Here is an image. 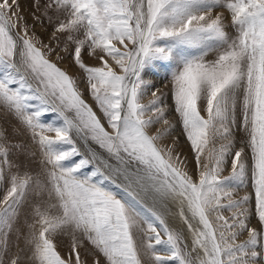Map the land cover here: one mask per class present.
I'll use <instances>...</instances> for the list:
<instances>
[{
	"label": "snow or ice",
	"instance_id": "6c2138e0",
	"mask_svg": "<svg viewBox=\"0 0 264 264\" xmlns=\"http://www.w3.org/2000/svg\"><path fill=\"white\" fill-rule=\"evenodd\" d=\"M32 9L29 23L20 0H0V106L17 122L0 125V264H264V0ZM14 228L26 261L9 254Z\"/></svg>",
	"mask_w": 264,
	"mask_h": 264
},
{
	"label": "rangeland",
	"instance_id": "374dc122",
	"mask_svg": "<svg viewBox=\"0 0 264 264\" xmlns=\"http://www.w3.org/2000/svg\"><path fill=\"white\" fill-rule=\"evenodd\" d=\"M224 2H225V0H221V3H224ZM20 5H21V8L24 10L23 14L28 19V22L32 23V18H31L30 14H29L33 10L32 9V0H20ZM216 14H222L224 16V18H225L224 22H225L226 31H228V33L230 35H235V29L231 26V23H230L231 14L224 8H216V9H214L213 10V15H216ZM37 15H39V13H37ZM35 31L45 42H48V39H49V37L51 35L52 26L50 24H48V22L45 20L44 26L41 27L39 24H37L36 27H35ZM213 56H214V53H210L209 56H208V59H212ZM83 58H84L85 63L89 64L90 66H98V64H99V62L94 57H90L88 55L87 51H85L83 53ZM51 59L55 60V56H52ZM59 66L61 68H63V69H66L69 72V74H71L73 76H76L78 78L83 77L82 71L72 62L71 58H66L63 62H60ZM151 78L155 79V82H156L157 86H160V81L158 79H156L155 77H151ZM15 86L16 85H13V87H15ZM81 87L83 88L84 85L82 84ZM169 87H170V85H169ZM84 98H85V100H87V102L89 104H92L93 108L95 109V104L92 101L91 97L87 94L86 90H85ZM150 99H151V94L149 92L148 94L145 95V97L143 98L142 102L143 103H147ZM167 103L171 104L170 99L167 101ZM169 118L176 119L173 116V114H171V113L169 114ZM238 118H239V113H238ZM16 123L17 122H16L14 116L11 113L7 112V110L3 106H0V125L9 127V130L11 131V127L10 126L11 125H15ZM158 127H161V125H156L152 129V131L154 132L155 128H158ZM173 135L174 136L175 135H179L180 136V148H179V151H181L183 153V155L188 156L189 161H190V167H194V163L191 162V155L192 154H191L190 148H189L187 142L185 141L183 135L180 134V125L178 123V120H177L176 131L174 132ZM241 135H242V133H238L237 134V139H239ZM170 141H171V137H168V138H165V140H163L160 143L167 145V144L170 143ZM77 144L80 147L81 151L86 153L85 148H83V145L80 144L78 142V140H77ZM101 154H104V153L101 152ZM229 167H230V165H229ZM227 174L228 173L226 171L225 175H227ZM251 191H252V189H251V186H250V183H249L248 187H241V188L237 189V194L239 196H242L245 193H249ZM3 194H4V189L0 188V199L3 198ZM25 211H26V209H22V211H21V220H20L21 224L23 223V216H24V212ZM172 211H175V209H172ZM225 215H230V213L225 212ZM167 219H168L170 225H172L174 227L180 226V221H179V219L177 217L169 215V216H167ZM253 225H255V220H253ZM17 226H19V225H17ZM59 239L61 241V244H60V247H59V251L62 254H64L65 252H67V245L69 244V238L67 236H63V237H60ZM245 239H247V233H244L240 237V240H245ZM19 249H24V251L20 252V255L26 261L27 255L29 254L28 249L25 247V244H24V241H23L22 238L19 241H17L16 231H15V228H14L13 233L10 234V237H9V254L16 253ZM86 259L88 260V264H92V257L89 256Z\"/></svg>",
	"mask_w": 264,
	"mask_h": 264
},
{
	"label": "bare ground",
	"instance_id": "6f19581e",
	"mask_svg": "<svg viewBox=\"0 0 264 264\" xmlns=\"http://www.w3.org/2000/svg\"><path fill=\"white\" fill-rule=\"evenodd\" d=\"M78 142L80 143V144H82L83 145V143L78 139ZM90 143V146L93 148V149H95L98 153H101V152H103L101 149H99V147L98 146H96L95 144H93V143H91V142H89ZM83 148H84V145H83ZM86 150V149H85ZM146 203H148V205H152V201L151 200H146Z\"/></svg>",
	"mask_w": 264,
	"mask_h": 264
}]
</instances>
